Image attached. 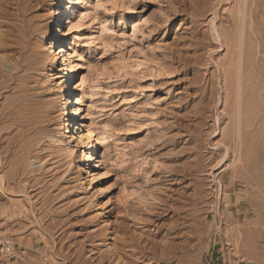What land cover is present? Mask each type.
I'll return each instance as SVG.
<instances>
[{
	"label": "rangeland",
	"instance_id": "1",
	"mask_svg": "<svg viewBox=\"0 0 264 264\" xmlns=\"http://www.w3.org/2000/svg\"><path fill=\"white\" fill-rule=\"evenodd\" d=\"M236 10L0 0V264H264V33L236 103Z\"/></svg>",
	"mask_w": 264,
	"mask_h": 264
},
{
	"label": "bare ground",
	"instance_id": "2",
	"mask_svg": "<svg viewBox=\"0 0 264 264\" xmlns=\"http://www.w3.org/2000/svg\"><path fill=\"white\" fill-rule=\"evenodd\" d=\"M260 1V0H259ZM17 2H20V0H17ZM236 5H237V10H236V15L232 18V22L233 24H237L236 27H237V33L239 34V41L236 44L235 48L234 49H231L230 53L228 55H230V63L228 65V67H224L223 68V89L226 93V95H229V94H232L234 96V98H236V103L239 102V99H240V96L241 94H243L241 91H242V86H243V79H244V65L246 64V61L247 60V53L249 51V48H248V45L245 44V38L247 36L249 37H253V38H257L258 35H262L264 33V27H260V26H257L255 25L256 23L255 22V18H256V15H257V5H256V0H236ZM29 9V8H28ZM261 9V8H260ZM19 10L23 13L25 11V5H22L19 7ZM259 11V10H258ZM261 11V10H260ZM26 13V12H25ZM28 13V12H27ZM264 13V12H263ZM20 14V13H19ZM20 18V17H19ZM258 19V17H257ZM21 21V20H20ZM258 21V20H257ZM259 23V22H258ZM257 23V24H258ZM22 24V23H21ZM261 24V23H260ZM234 28V26H233ZM57 32V30H56ZM22 34V33H21ZM264 36V35H263ZM227 37V36H226ZM221 39V38H220ZM260 39V38H258ZM256 40V39H254ZM253 41V40H252ZM225 42V46L227 48H229L230 46H233L229 43V41H226L224 40ZM256 43V42H254ZM259 44H261L260 42H258ZM257 45V44H256ZM259 48L256 47L255 49V52H256V57H255V62H253V64H257L258 66L260 64H264V47H261L258 45ZM58 48V52H61L64 50L63 46L62 45H59L57 46ZM22 51V50H21ZM250 53V52H249ZM252 54V53H251ZM257 54H260L261 56H263V58H261L260 56L257 57ZM68 57V56H67ZM249 58V57H248ZM261 58V59H260ZM66 61H69V59L67 58ZM252 61V60H251ZM25 63V62H24ZM254 64V65H255ZM69 65V64H68ZM219 67V66H218ZM70 68V67H69ZM255 70V68H254ZM260 71V70H259ZM261 72V71H260ZM262 74V86L261 88L263 87L264 89V71ZM65 75L67 78L71 77V73L70 71H66L65 72ZM254 75H255V72H254ZM253 75V76H254ZM252 76V77H253ZM259 78V77H258ZM222 82V81H221ZM82 94V97L84 96V92L81 93ZM264 95V93H263ZM258 98V97H257ZM234 102V101H233ZM66 103H70V99H67L66 100ZM79 103V98L76 97V101H75V104ZM239 105V103H238ZM237 107V104L236 106H234L233 109H236ZM77 106L75 105L74 108H73V112L76 113L77 111ZM239 109V108H238ZM263 109H264V106H263ZM235 111V110H234ZM262 111V110H261ZM236 112V111H235ZM21 113V112H20ZM19 113V114H20ZM12 116L15 114V113H11ZM18 114V113H16ZM236 114V113H235ZM234 114V115H235ZM262 114V113H261ZM262 116V115H261ZM14 117V116H13ZM28 118V117H27ZM74 118V117H73ZM18 119V118H17ZM20 119V120H19ZM19 121H23L25 120L24 116H22L20 114L19 116ZM235 119V117L233 118ZM28 120V119H27ZM26 121V120H25ZM238 122V121H237ZM28 123V122H27ZM236 124V123H235ZM239 124V122H238ZM235 126V125H234ZM240 126V125H239ZM238 127V126H237ZM236 127V128H237ZM81 127L78 126L77 129H80ZM234 128V127H233ZM240 132V128H238ZM24 131V128L21 129ZM237 130V129H236ZM232 131V130H231ZM237 132V131H236ZM75 135V132H73V134L71 136H74ZM80 135L82 136L83 133L80 132ZM232 139V138H231ZM235 139L237 140V142L239 143V146L242 145L243 143V140H242V136L239 134L236 135ZM234 140V139H233ZM235 142V143H237ZM245 144V143H244ZM227 145V144H226ZM235 145V144H234ZM238 146V145H237ZM234 148V147H233ZM238 149V147H237ZM229 151V150H227ZM233 151V150H232ZM234 152H235V149H234ZM87 153H89V151H87ZM233 153V152H232ZM237 155V161L238 162H242L243 160V151H242V148H239L238 149V152L235 153ZM89 157V156H86V158ZM234 158V157H233ZM240 164V163H239ZM95 166V165H93ZM238 166V165H237ZM241 166V165H240ZM235 168V167H234ZM82 172H87V171H82ZM233 176V175H232ZM242 179V178H241ZM117 255V254H116ZM118 256V255H117ZM116 259H118L116 257ZM122 264V263H121ZM259 264V263H257Z\"/></svg>",
	"mask_w": 264,
	"mask_h": 264
},
{
	"label": "snow or ice",
	"instance_id": "3",
	"mask_svg": "<svg viewBox=\"0 0 264 264\" xmlns=\"http://www.w3.org/2000/svg\"><path fill=\"white\" fill-rule=\"evenodd\" d=\"M82 18H83V17H82ZM69 31H71V29H70Z\"/></svg>",
	"mask_w": 264,
	"mask_h": 264
}]
</instances>
